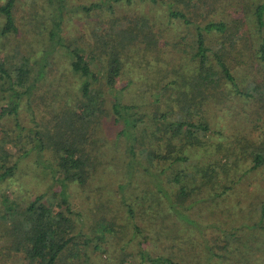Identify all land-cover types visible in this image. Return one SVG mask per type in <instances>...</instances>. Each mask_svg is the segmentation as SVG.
Listing matches in <instances>:
<instances>
[{"label":"rangeland","instance_id":"obj_1","mask_svg":"<svg viewBox=\"0 0 264 264\" xmlns=\"http://www.w3.org/2000/svg\"><path fill=\"white\" fill-rule=\"evenodd\" d=\"M5 1L0 0V4ZM101 1L107 0H66L65 2L66 11L61 25V36L65 41L84 47L87 58L91 56L90 49L93 46L94 35L102 33L103 16L106 20L109 16L100 8L86 13L82 6ZM193 1L196 0H191ZM209 1L213 2V0ZM219 1V3H231L227 8V14L233 13L229 19L233 17L244 19L245 13L251 19L254 7L263 0H240L241 9L233 4L236 0ZM227 6L225 5L224 10ZM115 9L117 27L118 23L128 24L129 20L140 15L147 16L151 21L153 32L156 33L158 46V49L151 50L145 58L148 62L147 66L135 69L133 83L126 85L129 75L121 76L116 82L115 91L124 102L141 107L140 111L146 113L142 116L143 122L148 120L149 112L156 106H160L162 112H170L172 109L165 108L164 105L165 90L161 91L159 100L154 101V91L148 84L149 78L152 76L157 78L153 67L158 65L160 66L156 68L163 70L158 77L165 75L164 77L179 82L181 78L178 71L183 69L188 74L195 68L197 58L194 56L192 43L193 26H186L182 21L168 16V6L165 4L154 5L146 0H134L127 7H115ZM220 10L214 11L210 17L226 19L225 12L221 13ZM51 12L52 5L48 0H15L13 13L18 30L5 36L0 34V63L4 62L7 68L11 62L21 63L22 56H28L29 62H33L46 52L48 55L44 78L36 84L29 97L26 96L20 101L17 117L6 116L1 120L0 173L6 166L13 167V172L11 176L0 179V226L8 225V222L2 218L7 214L4 205L8 203L20 208L38 195L43 194L44 201L58 198L59 186L56 181L51 180L49 172L37 164L36 160L39 157L31 150L34 144L29 137H33L32 132L29 134L30 128H33L32 119L36 118L39 129L47 126L49 133L44 132L50 135V138L58 140L59 137L64 140L70 139L72 130L57 133L56 126L59 124V119L69 116L70 119L75 120L80 113L78 111L76 114L73 113L74 110H78L76 106H79L80 80L71 71L64 50L57 46L52 50L48 39L51 26L48 15ZM123 16L126 18L123 19ZM250 19L248 21L244 19L245 24L241 28L242 39L236 37L234 39L236 46L245 52L242 61L232 68V73L241 80L239 86L242 89L254 80L259 82L260 79H264L260 78L264 77V61L256 57L257 40L254 38L256 29L253 20L249 21ZM3 21L0 14V29ZM196 21L202 24V19ZM104 24L106 27L109 25ZM215 39L208 35L207 44L217 47L218 43ZM158 53L159 55L156 56ZM159 60L161 62H157ZM98 68L95 66L93 70L97 71ZM30 69L33 77L36 66L32 65ZM98 74L100 75L99 72ZM220 84L218 88L209 91L211 97L206 99L203 105L213 141H218L220 134L223 135L222 140L231 139L233 135L238 134L239 138L253 141L259 149V144L264 139V100L259 99L256 94L255 97L238 95L231 85ZM175 85L178 87V84ZM168 87L170 89L167 94L171 93V85ZM177 87L175 88L178 91L182 88ZM219 92L226 94L220 96L221 100L217 103L218 97L215 100L214 96ZM4 95L5 93L0 89V107L4 105ZM110 101H112L111 97L108 98L106 109L109 108ZM66 109L68 110L64 112ZM173 109L172 116L178 112L177 106ZM171 115L167 114V118H172ZM15 121L24 129H21L20 133L17 131ZM60 123L64 126L63 122ZM85 126L86 124L79 142L82 143L84 151L89 152L91 159H96L94 162L97 163L98 170L86 185L72 183L67 186L71 214L73 213L72 216L77 218L79 224L73 242L62 252L57 264H118L123 259H126L125 264H150L138 253L141 248H144L152 258L164 256L177 264H246L248 262L264 264V233L259 229L250 228L252 222L258 219L255 208L264 198V161L252 171L251 157L237 158L239 172H245L241 174L239 180L233 179L235 182L231 188L234 190L222 195L231 198L222 202L220 206L215 204L220 198L216 195L220 193V189H209L208 186L202 185L200 187L202 192L199 193V189L191 191L185 196L187 198L181 205L177 204V209L179 208L181 213L194 221L187 223L178 214L168 210L166 199L164 201V198L159 200L155 197V199L151 194L142 197L146 189L145 181L137 178L136 175L131 179L129 177V169L125 166L128 160L124 151L125 141L123 136H118L121 124L115 121L110 110L98 114L95 121L92 120L90 125L87 124V129ZM218 131L221 133L216 134ZM26 133L29 135L26 136ZM141 146L139 143L136 144L137 157L144 160ZM50 150L52 149L49 147ZM249 151L250 149H247V154H250ZM24 152L29 153L25 156ZM229 158L233 160L235 156ZM196 159V155L190 157L191 161ZM209 162H203L198 166H205L209 171L210 165L213 166ZM164 164L167 166L168 163L164 162ZM197 173L194 172L189 177L200 178L204 182L202 174ZM125 184L128 186L123 188L119 186ZM129 188L140 190L141 193L138 194L140 197L133 194L132 199ZM234 193H237L236 197L232 195ZM125 198H129L133 205L134 221L126 215L122 203ZM153 198L158 201L156 205ZM201 198L202 202H194ZM101 202L104 203L103 208L100 207ZM234 203H240V207L236 209ZM231 205L235 209H232ZM134 225L140 228L139 235H133ZM104 227L107 229L103 234L100 228ZM2 230L0 228V264H27L22 260L21 255L6 249L7 236L2 234ZM79 230L82 231L80 234ZM254 246L258 249L252 250V253L255 252L252 259L244 261L243 256L239 254L240 251ZM7 254L13 255L5 256Z\"/></svg>","mask_w":264,"mask_h":264},{"label":"trees","instance_id":"obj_2","mask_svg":"<svg viewBox=\"0 0 264 264\" xmlns=\"http://www.w3.org/2000/svg\"><path fill=\"white\" fill-rule=\"evenodd\" d=\"M133 1L107 0L82 6L86 13L100 8L104 9L105 11L102 12H107L109 16L108 21L100 14L103 16L102 22L100 21L102 33L94 35L95 39L90 49L91 56L87 58L84 47L65 41L61 36L66 0H56V2L48 0L52 5V12L48 15L51 22L48 39L51 42L52 50L56 49V46L64 50L71 71L80 80L79 106H76L78 110L73 111L75 114L77 111L80 113L75 120L70 119L69 116L59 119V124L56 126L57 133L72 130L70 139L64 140L59 137H57L58 140L50 138V135L47 134L49 133L47 126L39 129L36 118L32 119L33 128L29 129V134L32 132L33 137H29L34 144L31 150L35 151L39 157L36 160L37 164L49 172L51 180L56 181L60 190L57 200L50 198L44 201L42 194L29 200L24 207L18 208L12 203L4 205L7 214L2 218L8 222V225L4 224L5 226L2 225L0 228L3 229L2 234L7 236L6 249L21 255L22 260H25L27 264H57L62 252L73 242L79 223L77 218L72 216L73 213L71 214L67 186L72 183H78L80 186L86 185L98 170L97 163L94 162L96 159H91L89 152L84 151L82 143L79 142L84 125L86 124L85 129H87V124L90 125L92 120L95 121L98 114L110 110L115 121L120 122L121 128L118 136H123L124 151L128 159L125 166L129 169L130 179L136 175L137 178L145 181L146 189L143 191L142 197L145 194H151L159 200L166 199L168 210L178 214L187 223H194V221L181 213L179 208L177 209V204L181 205L187 198L185 196L191 191L199 189L198 192H202L200 190L202 185L208 186L209 189H220V193L216 194L220 198L215 203L220 206L222 202L231 198L230 196L225 198L222 195L229 190H234L231 188L235 182L233 179L239 180L241 174L243 175L245 172H239L237 158L240 156L251 157L253 164L250 169L252 171L264 161V139L257 149L253 141L243 137L239 138L238 134L233 135L231 139L222 140L223 135L220 134L221 131H218L216 134H220V136L216 137L218 141L214 142L213 135L209 132L206 112L203 110L204 101L211 97L209 91L218 88L220 83L231 85L238 95L255 97L256 94L259 99L264 100V79H260L259 82L254 80L253 83H248L242 89L239 86L241 80L232 73V68L245 57V52L236 46L234 39L235 37L239 40L242 39L241 28L244 27V19L246 21L250 19L248 15L242 14L244 19L242 17L229 19L233 14L232 12L227 14V8L231 3H219V0H213V2L209 0H196L195 2H191V0H146L154 5H167L168 16L182 21L186 26H193L192 43L197 63L188 74L183 69L178 71L180 82L166 78L165 75L164 78L158 77L163 70L156 68L160 65L153 67L157 78L152 76L149 78L148 84L154 91V101L157 102L161 91L165 90V108L172 110L162 112L160 106H156L149 112V115L147 114L148 120L143 122L142 116H145L146 113L140 111L141 107L124 102L119 93L115 91L116 82L121 76L129 75L126 85L133 83L135 69L146 67L148 62L145 58L148 53L154 48L158 49L156 33L153 32L151 21L147 16L140 15L129 20L128 24L118 23V27L116 26L115 7H127ZM240 3V0L233 2L234 5H238L237 8L241 9ZM14 5L15 0H6L0 4V14L4 20L0 34L3 36L18 30L13 13ZM225 5L228 6L224 10ZM217 9H221V13L225 12L227 18H211L210 15ZM251 16L249 21L253 20L254 29H256L254 37L257 40L255 43L256 57L258 60L264 61V0L254 7ZM124 18L126 17L123 16ZM197 19H202V24H199ZM104 23H108V27ZM208 35L216 38L217 47L207 44ZM47 57L46 52L40 59L29 62L28 56H22L21 63L11 62L8 68L4 62L0 63V89L5 93L3 96L4 105L0 107V127L4 117H17L20 101L26 96L29 97L36 84L44 78ZM7 58L9 59V56ZM7 58L6 60H8ZM157 62H161V60ZM162 63L164 62L162 61ZM32 65L36 66V73L33 77L30 74ZM95 66L99 67L97 71L93 70ZM175 84H178V87ZM169 85H171V93L167 94L170 89ZM175 87L182 88L178 91ZM225 94L223 92L216 93L214 99L216 100L218 97L216 100L218 103L221 100L220 96ZM109 97L112 98V101L108 103L109 108L106 109ZM174 106H177L178 112L172 116ZM167 114H170L172 118H167ZM142 122L143 126L141 127ZM15 125L20 133L23 127L21 128L17 121H15ZM80 127L81 133L79 132ZM29 134L26 133V136ZM138 143L142 145L141 151L145 156L144 160L137 157L136 144ZM49 147L52 150L49 151ZM247 149H250V154H247ZM28 153L24 152L23 155L27 156ZM191 153L197 156L196 160H190V157L193 156ZM230 156H235V158L232 160L229 158ZM164 162L168 163L167 166ZM203 162L213 164V166L209 164L211 170L208 171L205 166H198ZM182 164L184 165L182 166ZM12 172L13 167L6 166L0 173V179L11 176ZM194 172L202 174L204 182L200 178L189 177ZM130 184L131 181L129 186ZM119 186L123 188L128 185ZM128 191H130L131 198L134 195L140 197L138 195L141 193L140 190L129 188ZM232 195L236 197L237 193ZM154 198L153 201L156 205L158 201ZM194 202L200 203L202 198ZM122 203L126 209V215L131 221H134L135 211L129 198L123 199ZM234 206L238 209L240 203H234ZM100 207H104L103 202L100 203ZM231 207L235 209L233 205ZM255 209L258 212V219L252 222L250 228L259 229L264 233V198ZM106 229L105 227L100 228V232L104 234ZM81 232L79 230V234ZM140 233V228L134 225L133 235ZM257 246H254V249L247 247L245 250H241L239 254L243 256L242 259L246 262L250 261L255 253H252V250L258 249ZM138 253L143 260L150 264H177L164 256L152 258L144 248H141ZM9 255L13 254L5 256ZM125 262L126 259H123L118 264H125Z\"/></svg>","mask_w":264,"mask_h":264}]
</instances>
